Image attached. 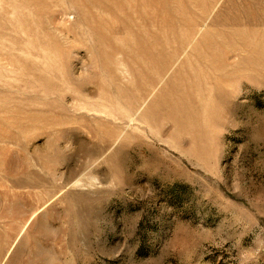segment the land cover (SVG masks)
Here are the masks:
<instances>
[{
	"label": "rangeland",
	"instance_id": "1",
	"mask_svg": "<svg viewBox=\"0 0 264 264\" xmlns=\"http://www.w3.org/2000/svg\"><path fill=\"white\" fill-rule=\"evenodd\" d=\"M0 264H264V0H0Z\"/></svg>",
	"mask_w": 264,
	"mask_h": 264
}]
</instances>
